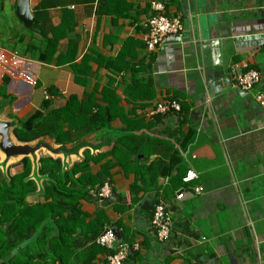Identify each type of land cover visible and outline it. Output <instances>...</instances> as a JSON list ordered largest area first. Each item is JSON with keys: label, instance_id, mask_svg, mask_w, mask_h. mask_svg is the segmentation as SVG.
<instances>
[{"label": "crops", "instance_id": "1", "mask_svg": "<svg viewBox=\"0 0 264 264\" xmlns=\"http://www.w3.org/2000/svg\"><path fill=\"white\" fill-rule=\"evenodd\" d=\"M40 1H31L34 18ZM86 1L67 5L77 23L56 54L74 48L73 63L81 66L88 57L82 86L71 63H46L37 58L39 51L26 49L48 44L47 37L38 33L36 18V28L20 21L18 0H0V122L12 124L15 145L39 147L28 155L32 161L51 156L68 169L90 157V172L106 171L113 184L112 199L104 204L91 196L80 200L87 216L83 231L66 242L73 253L67 263L106 264L109 251L93 237L101 223L116 229L119 241L139 245L125 264H264V109L254 92L237 89L230 74L234 65L258 69L262 83L256 90H264V47L251 43L264 34V0H159L168 17L182 20L184 32L182 43L162 42L154 51L146 48L143 26L152 0ZM61 7L52 9L50 26L61 24ZM242 33L250 34L246 42L238 40ZM71 97L93 112L108 107L113 116L86 135L74 131L67 143L49 135L18 140L14 129L21 122L37 112L64 110ZM171 99L180 102L179 112L151 113ZM23 157L7 158L0 150V182ZM189 169L198 178L184 182ZM43 182L29 203L47 201ZM195 186L203 191L197 194ZM158 200L172 215L166 242L151 224Z\"/></svg>", "mask_w": 264, "mask_h": 264}, {"label": "trees", "instance_id": "2", "mask_svg": "<svg viewBox=\"0 0 264 264\" xmlns=\"http://www.w3.org/2000/svg\"><path fill=\"white\" fill-rule=\"evenodd\" d=\"M80 2L87 1L41 0L35 7L34 14L38 33L44 38L47 37L48 44L36 47L29 45L26 49L39 51L37 58L46 63L54 59L57 63H71L74 70H80L76 72L81 74L83 79L79 83L84 86L90 73V67L85 64L88 57L82 58L83 66H81L73 63L76 56L74 48L68 54L56 55L60 40L68 37L67 29L77 23L76 12L67 9V5ZM57 6H62L63 19L61 24L52 27L50 26L52 9ZM46 24L50 26L49 34L52 37L46 33L48 30ZM112 61L113 59L109 64H113ZM8 81L9 78L6 76L4 83ZM3 93L4 89L0 88V94ZM107 99L110 104L118 98L114 96V99L113 97ZM170 101H177L180 104L175 99ZM89 105L83 100L77 103V100L71 97L64 110H53L45 116L37 112L28 121L21 122L20 126L14 129V134L23 142L49 135L57 143H67L72 140L74 131L86 135L88 132L105 127L108 124V114L112 118L110 108L97 106L96 112H93L91 108L87 110ZM169 111L179 112L175 109ZM66 124H68L67 130L64 129ZM35 125L38 126L35 128ZM191 138L192 136L188 141ZM89 158L65 169L60 159L51 156H42L37 161L25 156L17 164L15 173H8V176L0 182V264H52L56 260H59L60 264H68L67 257L73 253L70 246L67 248L66 242L68 239H74L78 229L83 231L87 216L81 208L80 200L89 197L91 189L100 187L108 179L106 171L97 174L90 172ZM159 170L164 174L171 172L170 168L167 170L162 166H159ZM40 179H44L42 187L47 201L29 203L27 197L37 191ZM105 227L101 226V223L95 225L93 237L96 239Z\"/></svg>", "mask_w": 264, "mask_h": 264}, {"label": "built area", "instance_id": "3", "mask_svg": "<svg viewBox=\"0 0 264 264\" xmlns=\"http://www.w3.org/2000/svg\"><path fill=\"white\" fill-rule=\"evenodd\" d=\"M32 1V0H31ZM34 1V0H33ZM74 7V5H70ZM151 15L143 23L146 30L144 42L146 48L150 51L157 50L164 39L168 37L183 38L184 24L179 17H168L165 13V4L159 0L151 1ZM250 34H241V39L238 40L246 42ZM254 45H262L264 47V34L251 41ZM231 77L235 80L237 89L245 92H254L256 102L264 109V90H256V87L262 83V73L255 68H245L234 65L231 69ZM170 109L180 111L181 106L177 101H165L157 103L151 113H164ZM198 178V173L194 169H189L183 180L189 182ZM112 181L107 179L103 185L90 190V196L96 199L97 203L104 204L106 199H112ZM197 194L203 191L202 186H195ZM181 197V193L179 194ZM152 228L160 242H166L170 239L172 233V215L167 204L163 200L155 202L153 207ZM95 243L109 250L106 258V264H125L132 247L138 248L139 245L135 243L133 246L119 241L114 228L106 226L104 230L97 235Z\"/></svg>", "mask_w": 264, "mask_h": 264}, {"label": "water", "instance_id": "4", "mask_svg": "<svg viewBox=\"0 0 264 264\" xmlns=\"http://www.w3.org/2000/svg\"><path fill=\"white\" fill-rule=\"evenodd\" d=\"M17 16L20 21L27 27L36 28L35 18L31 9V0H18L17 8H16ZM182 38L180 37H168L163 40V44L165 43H182ZM219 84H212L213 90H218ZM12 124L10 122H0V150L5 153L7 158L13 156H28L30 154H35L36 150L39 147H31L29 145H15L12 141L10 135V127ZM31 129V128H30ZM116 235L117 230L114 229Z\"/></svg>", "mask_w": 264, "mask_h": 264}, {"label": "clouds", "instance_id": "5", "mask_svg": "<svg viewBox=\"0 0 264 264\" xmlns=\"http://www.w3.org/2000/svg\"><path fill=\"white\" fill-rule=\"evenodd\" d=\"M184 178V177H183ZM184 181V180H183ZM185 182V181H184Z\"/></svg>", "mask_w": 264, "mask_h": 264}, {"label": "flooded vegetation", "instance_id": "6", "mask_svg": "<svg viewBox=\"0 0 264 264\" xmlns=\"http://www.w3.org/2000/svg\"><path fill=\"white\" fill-rule=\"evenodd\" d=\"M182 40H183V38H182Z\"/></svg>", "mask_w": 264, "mask_h": 264}]
</instances>
